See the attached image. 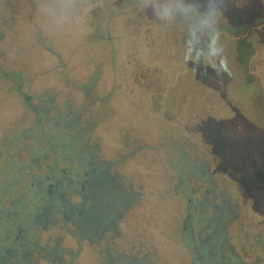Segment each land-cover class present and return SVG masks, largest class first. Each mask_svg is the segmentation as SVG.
Returning a JSON list of instances; mask_svg holds the SVG:
<instances>
[{
    "label": "rangeland",
    "instance_id": "obj_1",
    "mask_svg": "<svg viewBox=\"0 0 264 264\" xmlns=\"http://www.w3.org/2000/svg\"><path fill=\"white\" fill-rule=\"evenodd\" d=\"M61 168L105 179L99 232L34 216ZM0 256L264 264V0H0Z\"/></svg>",
    "mask_w": 264,
    "mask_h": 264
},
{
    "label": "trees",
    "instance_id": "obj_2",
    "mask_svg": "<svg viewBox=\"0 0 264 264\" xmlns=\"http://www.w3.org/2000/svg\"><path fill=\"white\" fill-rule=\"evenodd\" d=\"M67 148V152H70L72 148H74V146H69L67 144ZM64 150L63 155H66L67 152H65ZM31 156V163L28 167H25V171L28 172L29 170H31L33 172L41 170L43 165L41 166L40 162L43 160V155L37 152L35 154H31ZM53 160V165H47L48 169H52L51 171H53V168L57 169L60 166V163H62L61 161H57L56 159ZM69 163L72 162L69 161L68 165ZM61 171L62 176H65L67 184L69 182H74V193L78 195V197H80L81 201L86 202L87 206L90 205L91 208L94 204H97L96 200L92 201L94 195L96 193L98 195L99 193V196L102 197L104 192L108 190L107 183H105L104 181L105 179L95 170L90 169L89 172L86 171L80 178H74V173L72 172V170H69V168L67 170L66 168H61ZM63 171H65L66 173L64 174ZM51 180V176H37L36 178L33 177L32 181L26 184L31 187V196L34 199L39 200V205H35L34 209V216L36 217L37 221L42 224H47L48 222H52V220H59L64 226L71 227L75 231V235H77L78 233L82 237H87V234L85 232L84 216L86 213L85 211H87L88 208H84L83 204L72 205L68 203V205H64L58 200L57 203H54V208L52 209V211L50 210L51 216H44L46 211H48L50 206H52V204L50 205L49 201V183H53V181ZM83 184H85L84 191L82 190ZM52 192V196L56 195V197H59V195L63 192V189L61 190L58 185H54V187L52 188ZM93 192L95 194H93ZM2 259H4V256H0V260ZM5 260L6 259H4V261ZM59 264H63L61 259Z\"/></svg>",
    "mask_w": 264,
    "mask_h": 264
},
{
    "label": "flooded vegetation",
    "instance_id": "obj_3",
    "mask_svg": "<svg viewBox=\"0 0 264 264\" xmlns=\"http://www.w3.org/2000/svg\"><path fill=\"white\" fill-rule=\"evenodd\" d=\"M109 41L112 40V38H108ZM22 94H24L23 91H21ZM30 98V99H28ZM27 99L28 101L30 102L32 100V97L31 96H27ZM31 107L34 109V111L36 113L39 112V110L37 108L34 107V105L32 104ZM63 173L65 174L66 172L63 171ZM51 181H53L54 177H51ZM65 179V176H62V180L59 181V183L57 182H50L49 183V196L50 198L52 197V188L54 187V185H58L60 187V189L62 190L63 189V180ZM105 181V180H104ZM106 183V181H105ZM72 184H74V182H69L68 185L71 186ZM82 190L84 191L85 190V184H83V188ZM93 194H95L93 192ZM97 193L94 195V197H96ZM100 198L99 197V200L97 201V204L93 205L91 209H87V211H85V216H84V225H85V232L87 235H91L92 233H96L97 231L99 232L100 230H102L105 226H104V219H103V215H102V212L100 211V204L98 203L100 201ZM190 204L192 203V200L189 199L188 201ZM54 208V204H52V206H50L49 210L46 211V213L44 214V216H51V211L52 209ZM51 210V211H50ZM209 239V236L206 238V242L208 241ZM237 264V262H235ZM0 264H5V262L2 260H0ZM240 264H245L244 262L240 261Z\"/></svg>",
    "mask_w": 264,
    "mask_h": 264
},
{
    "label": "crops",
    "instance_id": "obj_4",
    "mask_svg": "<svg viewBox=\"0 0 264 264\" xmlns=\"http://www.w3.org/2000/svg\"><path fill=\"white\" fill-rule=\"evenodd\" d=\"M110 38H111V37H110ZM112 39H113V38H112ZM107 40H108V39H107ZM111 41H112V40H111ZM111 41L108 40V42H111Z\"/></svg>",
    "mask_w": 264,
    "mask_h": 264
},
{
    "label": "water",
    "instance_id": "obj_5",
    "mask_svg": "<svg viewBox=\"0 0 264 264\" xmlns=\"http://www.w3.org/2000/svg\"><path fill=\"white\" fill-rule=\"evenodd\" d=\"M28 99H30V98H28Z\"/></svg>",
    "mask_w": 264,
    "mask_h": 264
}]
</instances>
